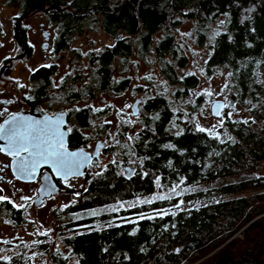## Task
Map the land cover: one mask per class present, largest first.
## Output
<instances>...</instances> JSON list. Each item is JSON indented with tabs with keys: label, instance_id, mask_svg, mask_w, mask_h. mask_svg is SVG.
Segmentation results:
<instances>
[{
	"label": "trees",
	"instance_id": "obj_1",
	"mask_svg": "<svg viewBox=\"0 0 264 264\" xmlns=\"http://www.w3.org/2000/svg\"><path fill=\"white\" fill-rule=\"evenodd\" d=\"M6 1L18 5L21 15L43 11L52 21L61 20L69 35L56 41L61 51L70 47L72 30L80 35L88 21L113 38L111 46L88 54L92 75L79 86L78 99L83 90L90 97L97 91L145 93L136 143L119 141L105 151L127 166L133 158L135 175H122L119 161L97 175L84 197L63 211L79 215L57 229L56 234L74 235L60 240L63 251L48 242L36 253L46 254L52 264H264V173H255L264 164V0ZM186 21L193 23L196 47L208 52L202 74L226 76L228 108L216 135L198 131L193 121L204 95L185 101L199 84L194 74L180 75L187 58L174 30ZM133 59L151 60L169 92L154 93L148 80L131 86L119 76L117 64L127 70ZM231 106L247 117H229ZM86 110L76 115L82 135H72L71 149L88 146L109 126L93 125L106 110ZM155 183L163 196L154 197ZM3 213L16 226L25 223L7 202L0 203ZM33 260L21 251L0 264Z\"/></svg>",
	"mask_w": 264,
	"mask_h": 264
},
{
	"label": "rangeland",
	"instance_id": "obj_2",
	"mask_svg": "<svg viewBox=\"0 0 264 264\" xmlns=\"http://www.w3.org/2000/svg\"><path fill=\"white\" fill-rule=\"evenodd\" d=\"M19 16V11L15 4L8 3L6 0H0V22L3 25L4 32L6 34L5 40L3 42L2 48L0 49V57L9 55L13 52L14 43L11 37L12 23L11 20ZM45 24L44 29L51 31V28L48 26L49 22L47 21V16L43 13H39L31 21L30 27L35 34L32 36L31 41L35 45V54L33 60L25 62V66L37 67L40 65H47L48 63L58 64L59 63V72L57 77L59 78L62 73L72 68L80 72L83 75V82H86L87 77L92 75V67L89 62V53H97L103 50L105 47L111 46L113 43V38L107 36L101 31H97V26L92 25V22L88 21L85 23L86 27H92L93 31H86L82 33L81 36L76 37L72 42L71 49L81 53L79 56L80 63L75 61V53H66L57 59L48 57L42 51L41 45L44 40L41 36V32L38 24L41 22ZM194 30L193 23L186 21L180 24V27L177 30H174V36L180 46L185 49V56L187 58V66L181 70L180 75H190L194 74L198 77V87L195 88L190 97L186 98L185 101H192L197 99L199 96L204 95L206 101H203L202 106L198 112L193 116V121L199 128L205 129L206 132L212 135H216L215 132L222 126V121L224 119L223 114L220 119H215L210 115V106L214 101H223L228 106L226 99V76L224 71H216L210 76L206 77L202 74L203 65L207 58L208 52L204 48L196 47L194 39L192 38V31ZM15 53H17L15 51ZM50 59V60H48ZM137 59L131 60L128 65V69L119 67L117 64V69L119 71V76L123 78L130 79V85L141 87L144 85V80L150 81L154 86V93H164L165 91L170 90L166 84L163 83L159 74L157 76V68L153 65L152 61L149 60L145 63H141ZM73 64V65H71ZM26 72L23 70L19 64L18 66V82L27 81L25 79ZM78 83V82H77ZM141 85V86H140ZM135 87V88H136ZM145 88V86H144ZM148 88L146 91H149ZM207 92H211L212 95H206ZM135 91L130 89L119 96H114L112 93L104 92H94L93 96L85 97L78 101L79 106L88 105L92 110H106L99 117V121H93V125H100L101 123H109V126L105 128L106 133L101 136L92 139L88 142V148L93 151L97 142L102 144V153L99 155V160L96 164L93 165L90 171L91 181L97 179V175L102 173L104 170H107L109 166L113 163L119 161L121 167L120 173L123 175L124 161L121 157L115 156L114 153L107 154V151L110 146H117L119 141L127 143L129 145H134L137 141L138 134L142 131V124L138 121L137 117L131 115V107L136 99H140L141 103L145 99V93ZM170 100L173 101V98L170 97ZM178 104V103H177ZM173 108L176 109V103L173 102ZM228 108V107H227ZM180 111V110H178ZM229 117L233 119H242L244 120L247 117L245 111L240 109L237 106H231ZM96 124V125H95ZM123 126L125 131L121 132L119 127ZM119 136V140H118ZM122 139H121V138ZM132 163L131 166H136L135 160L133 158L129 159ZM256 174L264 173V164H259L255 170ZM0 185V197L5 199L0 200L1 202H7L9 206L13 209L24 208V218L25 223L22 226H16L13 224L9 215L6 213L1 214L0 216V260L8 261L11 258L20 254L21 251H25L26 256H30L31 260L35 264H52L46 254L36 253L35 248L41 243L52 242L58 251H63L64 245L60 241L62 238L69 239L71 234H56L59 232L58 227L60 225L70 224L73 219L79 217V215L71 213H63V211L71 208L78 200L79 192L84 188L85 184L83 181H69L65 184V189H75L69 193H62L58 198L48 200L45 204H42V208L33 209L27 205V201L32 199L31 189L32 186L28 185ZM155 191L153 194L154 197H161L164 193L158 191V185L154 184ZM87 188V187H86ZM253 194V193H252ZM78 195V197H77ZM24 197L29 199L25 200ZM60 197V198H59ZM153 197H148L147 200H151ZM140 199L137 201V204H140ZM115 204H117L115 202ZM28 206V207H26ZM40 206V205H39ZM123 206V205H120ZM60 211V212H59ZM59 212V214H57ZM54 214H56L54 216ZM57 224V226H56ZM63 231V230H62ZM43 237L46 235L48 238L46 240H38L39 236ZM51 243V244H52ZM69 264H76L75 260H72Z\"/></svg>",
	"mask_w": 264,
	"mask_h": 264
},
{
	"label": "flooded vegetation",
	"instance_id": "obj_3",
	"mask_svg": "<svg viewBox=\"0 0 264 264\" xmlns=\"http://www.w3.org/2000/svg\"><path fill=\"white\" fill-rule=\"evenodd\" d=\"M17 11H19V16L15 19L11 20L12 30L11 37L14 43L13 52L9 55H5L0 57V125H2L7 119L17 116L22 113L29 114H39L40 116H45L51 119H55L63 114V125L61 126V131L66 133V147L68 150L73 151L76 148H70L69 141L73 134H81L80 130L77 128L76 123H74L76 115L81 110L90 109L88 105L79 106L78 101L80 99H84L85 97H90L88 94L84 95L83 92L88 93V91L83 90L82 97L80 99L77 98L78 88L82 87L84 84H88L90 77H87L86 82H83V75L73 70L72 68L68 69L58 78L59 72V63L53 64L48 63L47 65H40L37 67L33 66H25V62H29L33 60V56L35 54V45L32 43L31 38L35 34L30 27L31 21L35 18V16L39 13H43L47 16L46 12H37L32 11L26 15H21L20 9L18 5H15ZM47 21L49 22L48 26L51 28V31L44 29L45 24L41 22L38 24L41 36L44 40L41 45L42 51L46 54L47 58L52 57L57 59L66 53H75V61L78 64L80 63L81 53L71 49L72 41L76 37L82 35L86 31H93L90 29L92 27H86L85 25L82 27V33L77 35L78 33L73 32L70 33V41L71 45L66 51H61L58 47L56 49L57 43L56 41L60 38L65 40L69 35L64 33L65 28L62 27L61 20L52 21L50 17L47 16ZM80 22H86L87 19L78 20ZM72 21V22H78ZM70 22V23H72ZM93 25V23H92ZM70 26H72L70 24ZM73 29V28H72ZM102 32V31H101ZM104 33V32H103ZM106 34V33H104ZM107 35V34H106ZM5 32L2 23L0 22V49L2 48L3 42L5 40ZM108 36V35H107ZM122 34L119 35V38H122ZM117 39V38H116ZM15 51L17 53H15ZM88 56V55H87ZM50 60V59H48ZM58 60V59H57ZM21 66L23 73L26 72L25 79L27 81L18 82L17 74H18V66ZM73 65V64H71ZM92 67V66H91ZM42 72H44V78L42 79ZM81 81L82 83L77 81ZM91 98V97H90ZM132 112V110H131ZM139 115V113H138ZM136 117V116H135ZM71 129V131H69ZM91 132V131H90ZM81 149L86 152L93 153L88 146L81 147ZM94 150V148H93ZM102 150H100V154ZM99 154V155H100ZM13 157L6 155L4 152L0 150V185L3 183L4 185H28L32 186L31 195L32 199L27 201V205L29 207L35 208V200L38 198V191L42 183L43 176H50L54 182V184L61 190L64 194L69 193L71 191H75V189L66 190L65 184L69 181H83L85 186L79 192L78 200H81L84 195L87 193L89 186L91 183V175L89 174L93 165L98 162V159L92 160L90 166L87 169V173L89 176L88 179H85V176L81 177H70L67 180H63L60 177L56 176L51 172L50 169L43 167L38 171L37 177L28 182H23L15 178L11 170V162L13 161ZM129 167L128 176L132 177L135 175L137 171L134 166L125 165L124 168ZM87 187V188H86ZM61 193V194H62ZM58 198L55 195L50 196L48 198H44L40 202V208H42V204H45L48 200ZM60 198V197H59ZM77 200V202H78ZM76 202V203H77ZM26 206V207H28ZM37 209V208H35ZM37 209V210H38ZM21 217L24 218V208L16 209ZM60 212V211H59ZM59 212L57 214H59ZM26 222V221H25ZM43 236V235H42Z\"/></svg>",
	"mask_w": 264,
	"mask_h": 264
},
{
	"label": "snow or ice",
	"instance_id": "obj_4",
	"mask_svg": "<svg viewBox=\"0 0 264 264\" xmlns=\"http://www.w3.org/2000/svg\"><path fill=\"white\" fill-rule=\"evenodd\" d=\"M206 95L211 96L212 93L207 92ZM219 107L222 106L217 105V108ZM216 114L219 115V112L217 111ZM6 123L8 126L0 125V139H5L8 142V152L14 159L18 158L17 169L19 172L29 177H34L39 167L48 165L56 175L67 180L69 176L81 175L80 168L92 159L83 150L79 152L67 150L65 133L61 131V126L64 123L63 114L55 119L44 121L13 117L12 121ZM197 130L205 131L199 127ZM3 199L5 198L0 197V200ZM23 199L29 198L24 197ZM147 203H151V201H147ZM95 214L93 213V215Z\"/></svg>",
	"mask_w": 264,
	"mask_h": 264
},
{
	"label": "water",
	"instance_id": "obj_5",
	"mask_svg": "<svg viewBox=\"0 0 264 264\" xmlns=\"http://www.w3.org/2000/svg\"><path fill=\"white\" fill-rule=\"evenodd\" d=\"M118 40V38L116 39ZM141 104V100L140 99H136L131 107V110H132V115L133 116H137L138 113H139V105ZM217 105H221L222 107H219L217 108ZM225 107H226V104L225 102L223 101H214L211 106H210V115L215 118V119H220L222 117V114L225 110ZM217 111L219 112V115H217ZM13 117H25V118H31V120H36V121H44L46 119H51V118H48V117H45V116H40L39 114H29V113H22V114H19L17 116H13ZM9 118L7 119L2 125L4 126H8L6 122H10L12 121V118ZM63 132V131H62ZM65 133V132H64ZM65 145L67 143L66 141V133H65ZM102 144L100 142H97L95 147H94V150H93V153H89V152H86L85 150L81 149V148H78V149H75L73 151H70L68 150L69 152H79L81 150H83V152L87 155H90L92 157V159L88 162H86L81 168H80V172H81V175H78V176H69L70 177H81V176H85V179H88L89 178V175L87 173V169L88 167L90 166L92 160H96L98 159L99 157V154H100V150L102 149ZM0 149H3L1 150L2 152H4L6 155L8 156H11L13 157L9 152H8V142L5 140V139H0ZM21 155H26V154H21ZM17 162H18V158L16 159H13V161L11 162V170H12V173L13 175L15 176V178H17L18 180L20 181H23V182H28V181H32L34 180L36 177H37V174H38V171L43 168V167H46L48 169L51 170L52 173H54L56 175V173L53 171V169L51 167H49L48 165H43L41 167H39L37 170H36V175L34 177H29L28 175L24 174V173H21L19 172V170L17 169ZM128 170H130L129 167H126L124 168V174L128 176ZM58 176V175H56ZM60 177L61 179L65 180L62 176H58ZM61 194V190L54 184L52 178L50 176H43L42 178V183H41V186L39 188V191H38V198L35 200V208H38L39 205H40V202L44 199V198H48L50 196H59Z\"/></svg>",
	"mask_w": 264,
	"mask_h": 264
}]
</instances>
